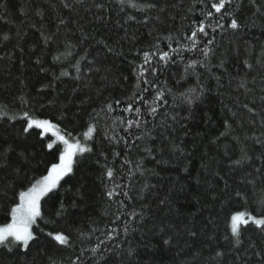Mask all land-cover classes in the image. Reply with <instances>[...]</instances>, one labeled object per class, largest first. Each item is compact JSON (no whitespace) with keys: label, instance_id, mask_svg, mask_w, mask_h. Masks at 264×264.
<instances>
[{"label":"trees","instance_id":"trees-1","mask_svg":"<svg viewBox=\"0 0 264 264\" xmlns=\"http://www.w3.org/2000/svg\"><path fill=\"white\" fill-rule=\"evenodd\" d=\"M211 2L0 0V226L62 150L25 133L23 113L73 141L96 125L92 151L41 199L35 239L27 250L0 246V264H264V228L242 225L239 244L231 234L234 213L264 216V0H233L221 13ZM201 22L208 34L193 49L186 37ZM144 52L156 53L149 84L138 76ZM190 89L198 98L188 103ZM157 90L150 115L133 96L151 103ZM129 102L138 117L122 111ZM121 117L141 127L126 132ZM113 189L128 195L110 199Z\"/></svg>","mask_w":264,"mask_h":264},{"label":"snow or ice","instance_id":"snow-or-ice-1","mask_svg":"<svg viewBox=\"0 0 264 264\" xmlns=\"http://www.w3.org/2000/svg\"><path fill=\"white\" fill-rule=\"evenodd\" d=\"M233 0H218V2H211V9L215 10V13H221L222 9H225L226 4H231ZM254 2V0H253ZM120 3H124V0H120ZM201 3H205V0H201ZM132 7H136L135 4L131 5ZM207 6V4H205ZM148 7H154V5H148ZM232 13L228 12L227 10L216 19V27L223 29L224 24L221 21L226 16H231ZM206 17H213L214 13L212 11H207L205 13ZM228 27L232 29H237L240 27L238 24L237 19L232 18ZM215 31V29H213ZM198 34H203L207 36V31L203 22H201L196 28L191 31V34L186 37L189 41H191L192 48L195 49L198 42ZM209 44L212 41H208ZM172 52H176V49H173L171 45H168ZM203 53V56L206 58L209 55L211 49L205 47L200 49ZM156 55V53H149L144 52V62L138 66V76L144 78V83L149 84L150 81L147 80L145 74L149 72V68L146 67L147 65H151L152 63V56ZM170 59V55L168 51H164L160 53L159 60L160 61H168ZM198 62L192 61L188 67L194 68ZM79 71V69H77ZM157 72V68H151V74L155 75ZM66 75L67 73H62ZM139 82V81H138ZM154 86V85H153ZM147 91V89H144ZM196 90L190 89L189 93H182L181 95L185 97L186 102L191 103L194 99L198 97L195 95ZM164 96L162 91L157 90L156 96L154 101L148 103L144 101L142 96L139 94H134L133 99L140 100L147 104L148 112L150 115H154L157 112V108L153 106L156 101H160ZM116 104H120V101H116ZM6 106H0V115L7 116V112L4 110ZM108 111H112V105H107ZM122 111L124 112H135L137 117L141 114V109L139 107H133V103L129 102L127 107H125ZM26 121V126L24 127L23 131L25 133H29L30 130L39 129L42 130L43 134H47L51 132L52 136L57 138V141L63 145L62 150H59L58 155V163H53L51 167L47 171V175H44L42 178L38 179L33 183L30 187L27 188L25 191H20L19 196V203L16 204L11 209V222L7 223L3 226H0V246L6 247L9 251L12 250V247H23L25 250L29 247V243L35 239V236L32 231V225L35 224L38 217L41 216V198L46 196L48 193L52 192L54 189L58 187L60 181L70 174L73 171V163L74 157L77 153H86L91 152L92 149L85 145H82L79 140H75V142H71L69 138H65V135H61L58 131V126L46 119H33L30 117L28 112L23 113V117H21ZM10 119H17V117L12 116ZM121 123H124L126 127L124 131H128L129 129L136 127H141V120L136 119H126L121 117L119 118ZM175 119V117H173ZM146 123V122H145ZM96 132V125H89L87 131L83 134L84 138L87 140H91L93 138V134ZM107 136V133H105ZM110 140L114 137H108ZM142 137L137 136L136 139H141ZM56 147L54 142H49L47 144V148L52 150ZM146 151H151L150 149H146ZM119 155V153H116ZM237 161L236 163H239ZM125 163H130V161H125ZM106 177L109 181L113 178V169L111 167L106 168L105 172ZM119 187V185H117ZM123 194L127 196V192H117L115 189L109 190L107 192L108 197L111 199L114 195L119 196ZM122 203V202H121ZM249 224H253L258 228H264V216H254L250 213H246L244 211H238L231 216V234L236 237V243H240V235H241V226H249ZM49 236L58 242L61 245H66L69 243V238L63 233H57L53 236L52 233H48ZM97 249H92V252L95 253ZM217 255H222V253H217Z\"/></svg>","mask_w":264,"mask_h":264},{"label":"rangeland","instance_id":"rangeland-1","mask_svg":"<svg viewBox=\"0 0 264 264\" xmlns=\"http://www.w3.org/2000/svg\"><path fill=\"white\" fill-rule=\"evenodd\" d=\"M37 130H39V129H37ZM40 132H41V134L43 135V136H50L51 138H52V141L51 142H54L56 145H60L62 148H63V145L62 144H60L58 141H57V138L55 137V136H52V134H51V132H49V133H47V134H43V132H42V130H39ZM60 133V132H59ZM61 134V133H60ZM62 135V134H61ZM65 138H67L66 136H65ZM71 142H75V141H73V140H71ZM88 142H89V140H87V139H85L84 138V135H83V137H82V139H81V141H80V143L82 144V145H85V146H87L88 147ZM79 155H82L81 153H77L76 154V156L74 157V161H75V158L77 157V156H79ZM74 164V163H73ZM55 190V189H54ZM49 194V193H48ZM45 197V196H44ZM43 198V197H42ZM41 198V199H42ZM20 202V201H19ZM11 222V221H10ZM34 225V224H33ZM32 225V226H33Z\"/></svg>","mask_w":264,"mask_h":264}]
</instances>
